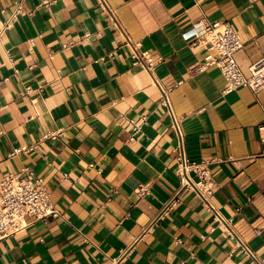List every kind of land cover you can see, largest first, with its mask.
<instances>
[{
  "label": "crops",
  "instance_id": "obj_1",
  "mask_svg": "<svg viewBox=\"0 0 264 264\" xmlns=\"http://www.w3.org/2000/svg\"><path fill=\"white\" fill-rule=\"evenodd\" d=\"M105 2L0 0V28L15 15L0 41V181L31 168L61 212L0 240V264H264V88L224 93L220 68H194L208 53L199 24L229 22L249 74L264 57V0ZM156 80L187 156L210 160L225 224L181 189Z\"/></svg>",
  "mask_w": 264,
  "mask_h": 264
},
{
  "label": "built area",
  "instance_id": "obj_2",
  "mask_svg": "<svg viewBox=\"0 0 264 264\" xmlns=\"http://www.w3.org/2000/svg\"><path fill=\"white\" fill-rule=\"evenodd\" d=\"M101 4L106 9L109 8L105 0H101ZM14 19L15 15L4 20L0 28V41L2 34L10 28ZM126 39L132 47L135 63H141L148 70H152L155 63L151 55L140 52L129 36ZM199 40L205 44L208 53L203 62L197 64L194 68L196 71H204L211 66L220 68L226 78L224 93H230L240 87H247L254 92L264 88V57L252 63L249 74H246L235 57L236 53L244 47V41L229 22L200 23ZM156 81L162 93L160 103L168 108L172 117V126L180 138L179 145L176 148V157L178 160L177 175L180 178L181 189L191 188L197 192L203 205L213 210L216 219L225 224L222 216L210 202L216 187V182L209 167L210 160L198 162L187 156L183 133L173 112L169 92L158 80ZM138 129L139 127H134L135 133ZM32 148L33 146L28 145L20 146L14 148L13 154L28 151ZM176 197L178 198V196ZM176 197L171 203H175ZM60 213L51 200L45 181L40 177H36L31 168H23L19 173L7 174L0 181V240L26 228L29 224L28 218L33 221L44 220L50 216H58ZM237 240L238 246L256 259L254 251L239 237Z\"/></svg>",
  "mask_w": 264,
  "mask_h": 264
}]
</instances>
